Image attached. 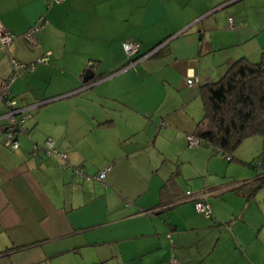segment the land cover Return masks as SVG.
I'll return each mask as SVG.
<instances>
[{
  "label": "crops",
  "instance_id": "crops-1",
  "mask_svg": "<svg viewBox=\"0 0 264 264\" xmlns=\"http://www.w3.org/2000/svg\"><path fill=\"white\" fill-rule=\"evenodd\" d=\"M260 5L264 0H0V24L15 35L0 47V78L10 74V57L34 63L19 67L10 84L26 114L17 149L3 143L7 119L0 101V264H76L84 247L101 245L100 254L115 242L121 256L114 264H168L173 258L178 264H264V186L251 197L232 189L260 171L210 183L209 156L205 177L170 169L133 201L119 183L143 168L135 163L143 161L135 148L151 144L158 127L178 126L168 116L177 106L157 96L163 84H183L195 75L214 81L232 60L264 47ZM39 17L30 44L23 34ZM128 39L140 42L141 52L164 44L132 65L122 47ZM47 52V60L37 61ZM89 64L94 78L86 81ZM202 116L192 117L197 123ZM46 138L66 159L33 150ZM194 161L187 156L182 162ZM169 176L178 187L161 197ZM187 190L204 194L210 217L183 200ZM166 204L172 208L164 210ZM148 209L159 214L165 236ZM144 237L142 246L119 242ZM128 246L136 251L130 258L122 254Z\"/></svg>",
  "mask_w": 264,
  "mask_h": 264
},
{
  "label": "rangeland",
  "instance_id": "rangeland-1",
  "mask_svg": "<svg viewBox=\"0 0 264 264\" xmlns=\"http://www.w3.org/2000/svg\"><path fill=\"white\" fill-rule=\"evenodd\" d=\"M260 6L261 11L264 12V5ZM262 49H264V47H260L259 49L250 53L249 59L252 61H258L260 57V51ZM225 70L226 67L222 69L219 75L224 73ZM219 75L215 77L218 78L220 77ZM193 77H196V75ZM202 81L194 84L193 86H189L186 83L185 77L184 81H182L184 82L183 84H180V82H172L170 85L163 84V88L158 89L157 96L159 98L165 96L164 102L167 105L177 106L176 110H173L171 114H168V116L172 115L175 120L179 121V123L177 124L178 126L168 125L166 127H158L160 132L159 134L156 132L152 133L153 140L151 144L140 145L138 148H135L138 156L143 161H136L138 157H135L133 161L135 160V163H141L143 168L137 169L133 175H130L129 179L121 178V182H119L120 186L124 188V190H126L130 196L129 201L135 200L137 195L144 191L143 186H147L153 177L158 175L160 176L162 173L166 174L170 171V169L173 170L177 167H180L181 174L185 176L189 174L195 175V171H198L199 173H203L205 177V175H207L206 169L208 166L209 156H211L209 167L210 171H212L208 176L210 183H217V181L219 182L222 179L240 181L250 177V172L253 173L252 175H255L256 172L264 170V133L245 138L237 147V149L231 153L233 159L229 161H227L223 153H215L212 148L205 144H188L186 134H191L196 125V120H194L192 117L193 114L197 115V113H199V118L203 115L202 100L198 91L199 84ZM181 134L183 137L182 143L180 140ZM160 149L163 150L162 153ZM187 156L192 157L195 161L193 163H183V159ZM162 158L165 159L164 162H162ZM250 161H252V164ZM148 169L153 170L150 171ZM82 176L89 178V176L86 174ZM186 182V180L182 179V183L180 181V184L186 187ZM148 191L150 192V190ZM191 191L195 192L194 190ZM149 192L147 193L146 199H151ZM116 194H118V192H116ZM116 196L118 197V195ZM130 204L131 202H129L128 205ZM194 209L197 214L204 215L203 213L199 212L195 206ZM142 212L146 213L145 211ZM147 214L150 215V213ZM158 215L159 214H155L154 212L151 214L153 219L159 222ZM98 217L103 220L108 216L102 214L98 215ZM159 224L160 225L157 229L158 233H160L159 236H165L166 226L161 222H159ZM146 240L147 239L144 237L143 239L139 240L127 239L121 240L119 242H133L134 245L142 246ZM100 246H97V249H95L96 246L84 247L82 249L83 256L81 255L77 257L76 264H88L90 261H96L98 257H103L106 259L108 264H114L115 260L121 256V253L118 250L117 242L111 243V247L109 248L103 247V249H101V253L97 254V250L100 248ZM122 247H124V244H122ZM132 252L136 253L134 247L132 250L131 246H128L123 249L122 254L130 258ZM71 256H73L71 253L67 254L69 262L73 261V259L71 260ZM106 261L104 264H107ZM145 264H148V262ZM168 264H170L169 261Z\"/></svg>",
  "mask_w": 264,
  "mask_h": 264
},
{
  "label": "trees",
  "instance_id": "trees-1",
  "mask_svg": "<svg viewBox=\"0 0 264 264\" xmlns=\"http://www.w3.org/2000/svg\"><path fill=\"white\" fill-rule=\"evenodd\" d=\"M198 91L202 100L203 116L196 123L192 133L200 139L199 144H205L215 153H223L225 157L228 155L230 158L226 159L229 161L233 159L231 153L245 138L264 133V49L260 51L258 61H252L245 56L232 60L218 79L201 82ZM24 116L26 118V114ZM250 163L252 164V161ZM262 186L264 171H260L255 179L245 180L232 189L251 197ZM177 187L178 183L169 176L161 185L159 194L163 197ZM188 191L191 192V196ZM203 195L201 192L187 190L183 200L193 201L194 206L196 201L210 205L203 200ZM162 201L160 199L159 203H163ZM172 204H166L164 210L172 208ZM145 211L152 214L154 209ZM211 214L204 215L210 217Z\"/></svg>",
  "mask_w": 264,
  "mask_h": 264
},
{
  "label": "built area",
  "instance_id": "built-area-1",
  "mask_svg": "<svg viewBox=\"0 0 264 264\" xmlns=\"http://www.w3.org/2000/svg\"><path fill=\"white\" fill-rule=\"evenodd\" d=\"M48 3L52 2H60L63 0H47ZM41 19L42 17H39L38 20L29 28L27 29L23 37L25 40L30 43L34 44L36 42V33L39 30L41 26ZM228 24L229 26L232 25V18H228ZM15 35L12 33L7 27L0 24V47L6 48L11 41L14 39ZM164 44V42H161L155 46H153L151 49H148L144 52L140 51L141 43L135 40H125L122 42V47L124 49V52L126 56L130 59V64H134L137 61L144 59L148 56L153 55L157 52V50ZM49 52L45 53L41 57L37 59V61H45L48 59ZM10 66L11 71L10 74L6 78H0V101L3 102L6 106L5 116L7 119V123L4 129V141L3 143L12 149H17L19 147V139L20 133H22V124L25 121V116L23 114V109L16 103L15 99L11 95L10 90V84L14 80L16 76L17 69L19 67L26 66L29 69L34 67V63H23L17 60L14 57H10ZM92 64H89L88 67H91ZM200 82L199 78L188 76L186 78V83L189 86H193L194 84ZM186 139L189 145H198L200 143V139L194 135L186 134ZM33 150L41 149L43 150L47 155H55L61 159H66V154L63 151L58 150L54 142L51 138H46L43 142V144L39 143H33L32 146ZM226 158L229 159L230 157L226 155ZM74 172L78 175H85L83 170L79 167H74ZM105 170L101 171L100 174L97 175L98 178H102L104 175ZM190 196L192 195L190 191L187 192ZM195 208L198 211L203 212L206 216H209L211 214L210 205L203 201H196L195 202ZM169 236V234H167ZM170 264H178V261L173 258L170 260Z\"/></svg>",
  "mask_w": 264,
  "mask_h": 264
},
{
  "label": "water",
  "instance_id": "water-1",
  "mask_svg": "<svg viewBox=\"0 0 264 264\" xmlns=\"http://www.w3.org/2000/svg\"><path fill=\"white\" fill-rule=\"evenodd\" d=\"M83 78H84L86 81H88V80L94 78V72H93V70H92L91 67H88V68L84 71Z\"/></svg>",
  "mask_w": 264,
  "mask_h": 264
}]
</instances>
